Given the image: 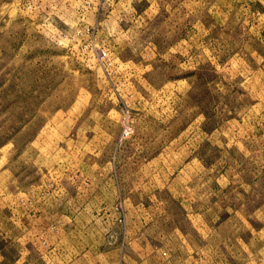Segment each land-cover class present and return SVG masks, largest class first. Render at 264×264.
Instances as JSON below:
<instances>
[{"label": "rangeland", "instance_id": "374dc122", "mask_svg": "<svg viewBox=\"0 0 264 264\" xmlns=\"http://www.w3.org/2000/svg\"><path fill=\"white\" fill-rule=\"evenodd\" d=\"M0 264H264V0H0Z\"/></svg>", "mask_w": 264, "mask_h": 264}]
</instances>
